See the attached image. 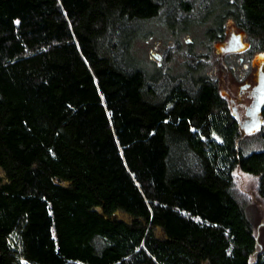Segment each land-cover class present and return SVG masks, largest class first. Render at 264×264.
<instances>
[{
  "label": "trees",
  "instance_id": "trees-1",
  "mask_svg": "<svg viewBox=\"0 0 264 264\" xmlns=\"http://www.w3.org/2000/svg\"><path fill=\"white\" fill-rule=\"evenodd\" d=\"M197 6L264 54V0H0V264H264V109L136 49Z\"/></svg>",
  "mask_w": 264,
  "mask_h": 264
},
{
  "label": "rangeland",
  "instance_id": "rangeland-1",
  "mask_svg": "<svg viewBox=\"0 0 264 264\" xmlns=\"http://www.w3.org/2000/svg\"><path fill=\"white\" fill-rule=\"evenodd\" d=\"M201 11L200 6H197L196 17L192 16L181 19L179 16L171 14L172 10H170V13L166 17H162L151 26L148 25V29H152L153 31L152 35L147 39L138 40L136 49L141 57L149 62H155L156 66L164 71H168L172 67L173 69L170 71L173 75L186 72L187 64H189L191 56L201 57L200 64L197 67L198 75H205L209 78L219 80L221 92L230 101L232 98L236 100L234 104L231 103L232 108L234 106L239 107L241 120L244 121L247 118L245 110L240 106L239 99L236 95L243 82L251 78L250 73H247L246 66L256 65V68H254V76H256L259 66L264 63V54L261 52H255L253 54L249 52L231 56L220 54L216 47L217 42H209L205 39V31L210 23L204 21L210 16L208 14L201 15ZM230 30H235V26L232 21H227L225 32L228 33ZM245 41L247 40L245 39ZM176 45H178V49L174 51L171 56L172 59H169V62L165 64L166 52ZM248 102H250V99L247 100V104L249 105ZM234 113L237 116V113ZM258 130L248 132L244 129L243 132L245 135H255ZM263 148L264 143H255L247 145L245 149L251 152ZM243 182L245 190L252 196L251 179L244 177ZM253 212H255L254 209ZM12 239L13 242H16L17 235H13Z\"/></svg>",
  "mask_w": 264,
  "mask_h": 264
},
{
  "label": "flooded vegetation",
  "instance_id": "flooded-vegetation-1",
  "mask_svg": "<svg viewBox=\"0 0 264 264\" xmlns=\"http://www.w3.org/2000/svg\"><path fill=\"white\" fill-rule=\"evenodd\" d=\"M234 34L241 33L235 30H230L228 33L225 32L223 37L216 40V47L220 54L231 56L242 55L244 53L250 52V44L249 42L245 41L246 37L243 34V42L246 44L245 48L242 50L231 49L236 46L234 40H232ZM241 60H243V58H241ZM255 66H246L247 73H250L251 78H248L243 82V84L240 86L239 92L236 95L239 99L240 106L245 110V115L247 118L242 121L239 107H233V111L237 113L239 122L243 125L244 129H253L259 122H261L262 126V112L264 109V63L259 66L256 76H254V68H256ZM248 99H250V102H248L249 105L247 104ZM235 101V99H231L232 104H234Z\"/></svg>",
  "mask_w": 264,
  "mask_h": 264
},
{
  "label": "water",
  "instance_id": "water-1",
  "mask_svg": "<svg viewBox=\"0 0 264 264\" xmlns=\"http://www.w3.org/2000/svg\"><path fill=\"white\" fill-rule=\"evenodd\" d=\"M232 40H234L235 42V47L234 48H231L233 50H242L245 48L246 44L243 42V37H242V34H234L233 37H232ZM241 125V128L244 130V127L243 125L240 123ZM261 127V122H259L257 124V126H255L253 129H245L246 131H253V130H258L260 129Z\"/></svg>",
  "mask_w": 264,
  "mask_h": 264
}]
</instances>
